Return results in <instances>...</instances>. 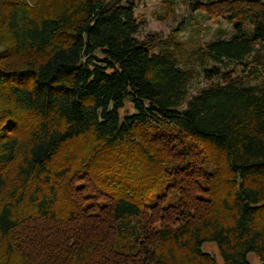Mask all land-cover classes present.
<instances>
[{
	"label": "trees",
	"instance_id": "trees-1",
	"mask_svg": "<svg viewBox=\"0 0 264 264\" xmlns=\"http://www.w3.org/2000/svg\"><path fill=\"white\" fill-rule=\"evenodd\" d=\"M187 4L199 72L134 2L0 0V264H264V0Z\"/></svg>",
	"mask_w": 264,
	"mask_h": 264
},
{
	"label": "rangeland",
	"instance_id": "rangeland-1",
	"mask_svg": "<svg viewBox=\"0 0 264 264\" xmlns=\"http://www.w3.org/2000/svg\"><path fill=\"white\" fill-rule=\"evenodd\" d=\"M125 5L134 2V15L140 24L139 39H144L148 35H155L162 39L163 43L169 48L174 41H178L184 48L180 57L179 65L183 69L191 67L200 71L199 64H193L191 57L192 51L199 46H204L213 39L220 37L219 31H224V38H229L232 34L231 27L222 19H208L206 15L199 11H192L188 8L189 2L194 0H178L173 8H169L165 0H124ZM173 9V11H171ZM190 22V23H189ZM152 52H159L155 46ZM209 82L201 76L196 78L189 86V93L195 94L201 88L209 86ZM204 248L216 254L214 244H207ZM251 264H257V258L249 255Z\"/></svg>",
	"mask_w": 264,
	"mask_h": 264
}]
</instances>
